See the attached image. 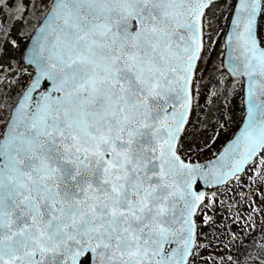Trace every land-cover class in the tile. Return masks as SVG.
<instances>
[{"label": "snow or ice", "instance_id": "6c2138e0", "mask_svg": "<svg viewBox=\"0 0 264 264\" xmlns=\"http://www.w3.org/2000/svg\"><path fill=\"white\" fill-rule=\"evenodd\" d=\"M9 15L37 20L28 43ZM0 16V264H264V0H0ZM209 84L244 110L219 147L227 111L208 135L194 119Z\"/></svg>", "mask_w": 264, "mask_h": 264}, {"label": "rangeland", "instance_id": "374dc122", "mask_svg": "<svg viewBox=\"0 0 264 264\" xmlns=\"http://www.w3.org/2000/svg\"><path fill=\"white\" fill-rule=\"evenodd\" d=\"M6 2L8 4H15L18 2V0H6ZM220 6L223 7V4H221ZM0 19H2V16H0ZM22 20L24 23V29L26 30L25 33H26V35H29L32 32L33 27L37 24V20L33 19V18H29L27 22H25L24 19H22ZM13 22H14L13 17L11 15H9V18H8V21H7V24L5 25V27H8ZM224 23H225V21L221 20L220 27H217V29H216V32L218 33V35H216V34L212 35V39L216 43L213 45V50H212L211 56L215 57L217 64H219V61L223 59V55H221V53H224V50H225V48L222 46V42H223L224 35H225ZM0 36H2V30H0ZM201 83L203 84V83H205V81H201ZM211 90H212V86L210 84L208 85L207 89L202 90V97H207V100L204 98L200 99L199 109L197 110L196 116L194 117V119H197L198 121H203V119L205 118V115H206L205 113H206L208 106H209L211 99H212V96L209 95ZM229 98H231L234 101H237L240 98V96L239 95H231V96H229ZM224 111H223V113H226V111H227V114L229 116H231V113L229 110H224ZM234 114H235V116H234L235 118H233V122L230 123L229 126H227V131L221 130V136L218 137L217 141L215 142L216 147H219L220 145H222L227 139H229L232 136L233 132L235 131V128L237 127V125L235 126L236 119L237 120L239 119L240 113L235 111ZM218 119H220V118L218 117L217 120ZM212 128H214V127L212 126V127L206 128L207 131H205L203 134L204 135H206V133H207V135L210 134ZM215 150H216V148L214 147L213 151H215ZM203 155L207 156L208 155L207 151H205ZM229 195H231V193H229ZM234 207H235V205H234ZM241 214L243 215V213H241ZM259 215L260 214H257V222L258 223H259ZM229 221H231V223H229ZM240 223H243V221H241ZM240 223L236 222L235 217L231 213H229L228 218L225 219V221H224V225L227 228L234 229L237 232L241 231ZM225 226H221L219 223L213 224L211 228H209L208 226H203V228L201 229V239L205 240V238L207 237L209 240H211V242L213 244H215L216 240L212 239L213 231H216L218 233V236H221V237L225 236ZM225 243H227V240H225ZM240 243L241 242L239 241V238H237V244L240 245ZM209 251H211V249H209ZM221 254H223V253H221Z\"/></svg>", "mask_w": 264, "mask_h": 264}, {"label": "trees", "instance_id": "16d2710c", "mask_svg": "<svg viewBox=\"0 0 264 264\" xmlns=\"http://www.w3.org/2000/svg\"><path fill=\"white\" fill-rule=\"evenodd\" d=\"M23 26L24 25L21 19L19 21H15L11 25L13 38L17 39L18 44L21 46L27 43V38H28V35H26ZM224 110H229L232 118H235L234 117L235 111L240 113L239 119L238 120L236 119V123H235V126L237 125L238 127L242 119V116H243V107L241 106V97L237 101H234L231 98H228L226 100L223 96L212 97L211 102L208 106V109L205 113L206 114L205 118L203 119V121L205 122L203 127L204 128H208L212 126L215 127L217 118L218 117L220 118Z\"/></svg>", "mask_w": 264, "mask_h": 264}, {"label": "flooded vegetation", "instance_id": "af4514ba", "mask_svg": "<svg viewBox=\"0 0 264 264\" xmlns=\"http://www.w3.org/2000/svg\"><path fill=\"white\" fill-rule=\"evenodd\" d=\"M14 22H15V21H14ZM14 22H13V23H14ZM13 23H12V24H13ZM9 26H11V25H9ZM0 38H2V36H0Z\"/></svg>", "mask_w": 264, "mask_h": 264}, {"label": "water", "instance_id": "95a60500", "mask_svg": "<svg viewBox=\"0 0 264 264\" xmlns=\"http://www.w3.org/2000/svg\"><path fill=\"white\" fill-rule=\"evenodd\" d=\"M28 43V42H27ZM224 59V58H223Z\"/></svg>", "mask_w": 264, "mask_h": 264}]
</instances>
